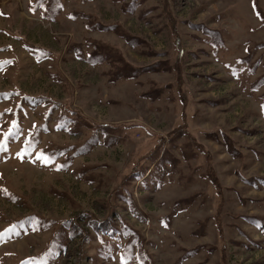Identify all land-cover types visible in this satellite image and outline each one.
Here are the masks:
<instances>
[{
	"label": "rangeland",
	"instance_id": "374dc122",
	"mask_svg": "<svg viewBox=\"0 0 264 264\" xmlns=\"http://www.w3.org/2000/svg\"><path fill=\"white\" fill-rule=\"evenodd\" d=\"M60 1L0 0V264H264V0Z\"/></svg>",
	"mask_w": 264,
	"mask_h": 264
},
{
	"label": "trees",
	"instance_id": "16d2710c",
	"mask_svg": "<svg viewBox=\"0 0 264 264\" xmlns=\"http://www.w3.org/2000/svg\"><path fill=\"white\" fill-rule=\"evenodd\" d=\"M31 8L32 10H36V9H40L42 11V16L44 18H46L47 20H52L56 15L57 13L60 12V10L62 9V3L60 0H31ZM132 7L135 8V5L132 4ZM84 17H87L86 15L82 14ZM69 17L72 18V19H76V14H69ZM89 29H95L96 26L93 25V28L89 26H87ZM172 29V34L175 38V45L177 46V48H180V41H179V36L177 34V30L174 26V24L171 25ZM116 28V26L114 27L113 25L109 26L108 28L106 27H101L100 29L102 31H114ZM195 29H198L200 31H202V33L205 35L206 37V41H207V38L209 39V42H211L212 46L214 48H219L220 46H223V39L220 35V33L218 31H214V30H208L206 27L202 26V25H196L194 26ZM129 39V38H128ZM130 41H132L131 39H129ZM130 41H125L127 44H129ZM208 42V41H207ZM138 44H135V46H137ZM131 47L134 46V44L132 45H129ZM95 53L97 54H93L91 56H87L86 57V60L88 63L90 64H93V65H96V64H100L101 62H111L112 60V56L110 54V52L108 53H104V52H100L99 49L97 48L95 50ZM111 57H110V56ZM98 56V57H97ZM158 66H161V64H155L154 66L152 67H147L146 69H142L140 70V73H144V72H154V70H156V67ZM126 73H122L121 71V74L118 75V77H124L126 79H132L133 77L136 76V74L134 73V71H128V76H126ZM262 81H264V79H262ZM255 84V83H254ZM257 85V84H255ZM260 86V84L258 83V87ZM263 101V100H262ZM263 109V107H262ZM264 111V110H263ZM109 248V247H108ZM108 250H112V248H109Z\"/></svg>",
	"mask_w": 264,
	"mask_h": 264
},
{
	"label": "crops",
	"instance_id": "0c3cea01",
	"mask_svg": "<svg viewBox=\"0 0 264 264\" xmlns=\"http://www.w3.org/2000/svg\"><path fill=\"white\" fill-rule=\"evenodd\" d=\"M31 5H32V3H31V0H30V3H29V8H28V11L31 13V14H35L37 11H40V16L42 17V11L40 10V9H36V10H32V8H31ZM62 11V9L60 10V12ZM59 12V13H60ZM59 13H57V15L52 19V20H47L46 18H44V17H42L46 22H49V23H52V22H54V20L59 16ZM129 46V45H128ZM85 59H86V57H85ZM88 63V62H87ZM90 64V63H89ZM90 65H92V66H94L93 64H90ZM97 65V64H96ZM150 172V171H149ZM146 179V177H143L142 179H140L141 181H143V180H145Z\"/></svg>",
	"mask_w": 264,
	"mask_h": 264
},
{
	"label": "snow or ice",
	"instance_id": "6c2138e0",
	"mask_svg": "<svg viewBox=\"0 0 264 264\" xmlns=\"http://www.w3.org/2000/svg\"><path fill=\"white\" fill-rule=\"evenodd\" d=\"M0 63H8V61H2V62H0Z\"/></svg>",
	"mask_w": 264,
	"mask_h": 264
}]
</instances>
